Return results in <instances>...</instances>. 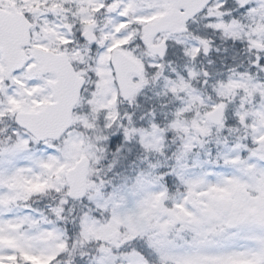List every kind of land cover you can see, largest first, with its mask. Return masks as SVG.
I'll use <instances>...</instances> for the list:
<instances>
[{"label": "snow or ice", "instance_id": "obj_1", "mask_svg": "<svg viewBox=\"0 0 264 264\" xmlns=\"http://www.w3.org/2000/svg\"><path fill=\"white\" fill-rule=\"evenodd\" d=\"M0 264H264V0H0Z\"/></svg>", "mask_w": 264, "mask_h": 264}]
</instances>
